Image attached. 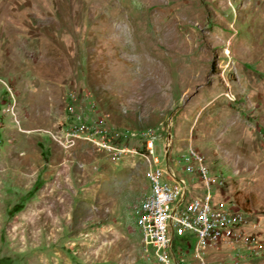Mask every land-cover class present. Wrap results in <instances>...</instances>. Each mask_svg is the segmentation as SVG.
<instances>
[{"label": "rangeland", "instance_id": "rangeland-1", "mask_svg": "<svg viewBox=\"0 0 264 264\" xmlns=\"http://www.w3.org/2000/svg\"><path fill=\"white\" fill-rule=\"evenodd\" d=\"M145 141L163 167L169 141L186 184L197 150L227 180L212 199L264 241V0H0V264H154L131 213ZM191 246L174 235L170 264H198ZM202 258L264 264L225 246Z\"/></svg>", "mask_w": 264, "mask_h": 264}, {"label": "built area", "instance_id": "built-area-1", "mask_svg": "<svg viewBox=\"0 0 264 264\" xmlns=\"http://www.w3.org/2000/svg\"><path fill=\"white\" fill-rule=\"evenodd\" d=\"M127 137L134 138L135 134L122 135L123 139ZM168 142L162 145L164 167L154 156L152 141L144 142L146 183L131 211L143 261L151 259L154 264H170L173 261L171 244L174 235L190 239L191 251L198 264H204L202 257L207 249L215 251L221 246L231 250L242 249L249 256L264 253V241L254 233L257 224H248L245 220L248 212L243 211L229 196H222L219 202L210 196L212 188L218 192L228 188L223 174L209 171L204 166L203 156L188 147L180 162L182 170L192 179L187 184L183 179H176L166 164L170 147ZM94 145L111 152L112 157L124 152L123 149L105 145L102 139L94 142ZM191 181L200 187V195L193 196L188 192ZM246 227L251 232L245 233Z\"/></svg>", "mask_w": 264, "mask_h": 264}, {"label": "crops", "instance_id": "crops-1", "mask_svg": "<svg viewBox=\"0 0 264 264\" xmlns=\"http://www.w3.org/2000/svg\"><path fill=\"white\" fill-rule=\"evenodd\" d=\"M192 127V126H191ZM192 132V130L189 128V133H191ZM248 217V216H247ZM258 235V234H257ZM258 237H259V235H258ZM260 238V237H259ZM262 240V239H261ZM178 248L176 247L175 248V250H177ZM255 255H251V256H249V257H254Z\"/></svg>", "mask_w": 264, "mask_h": 264}]
</instances>
